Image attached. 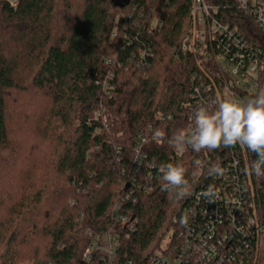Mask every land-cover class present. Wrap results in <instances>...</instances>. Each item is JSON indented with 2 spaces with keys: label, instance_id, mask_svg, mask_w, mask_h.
<instances>
[{
  "label": "trees",
  "instance_id": "obj_1",
  "mask_svg": "<svg viewBox=\"0 0 264 264\" xmlns=\"http://www.w3.org/2000/svg\"><path fill=\"white\" fill-rule=\"evenodd\" d=\"M206 1L264 60V30L237 0ZM17 6L0 0V264H89L87 232L117 235L113 264H149L183 229V208L200 174L195 161L210 158L211 165L229 156L222 147L187 148L178 157L167 143L187 128L199 71L193 56L178 53L191 0H20ZM260 81L264 87V73ZM14 98L27 99L29 109L13 133ZM149 127L166 137L144 146L154 169L143 167L134 179L135 142L149 136ZM26 134L31 148L22 145ZM54 140L49 153H39ZM167 163L186 169L184 199L161 190L158 166ZM119 204L129 212L126 224L112 214Z\"/></svg>",
  "mask_w": 264,
  "mask_h": 264
},
{
  "label": "built area",
  "instance_id": "obj_2",
  "mask_svg": "<svg viewBox=\"0 0 264 264\" xmlns=\"http://www.w3.org/2000/svg\"><path fill=\"white\" fill-rule=\"evenodd\" d=\"M5 1L17 8L20 0ZM237 2L255 25L264 30V0ZM189 13L190 22L178 53L193 56L199 71L194 75L196 85L188 108L186 130L192 127L196 107L203 101H211L224 92L246 99L261 87L260 77L264 73L262 55L243 38L238 28H231L216 18L206 0H191ZM113 76L109 71L103 83L106 95L112 89L109 81ZM160 117L164 120L163 115ZM152 131L149 127V136L140 134L135 142L134 179L143 167L154 169L144 153L146 144L159 141L153 139ZM227 149L229 156L219 163L224 169L222 176H208L210 158L199 159V178L183 208L187 224L183 225L174 242L149 259V264H261L264 254V179H258L249 170L250 162L256 158L253 153L239 145ZM183 153L175 149L178 157ZM209 186L213 188L212 196L206 194ZM122 208L121 204L116 205L112 214L121 224H126L129 212H123ZM129 227L136 230L133 223ZM87 235L91 238V246L86 261L89 264H113L119 248L117 235L92 232Z\"/></svg>",
  "mask_w": 264,
  "mask_h": 264
},
{
  "label": "clouds",
  "instance_id": "obj_3",
  "mask_svg": "<svg viewBox=\"0 0 264 264\" xmlns=\"http://www.w3.org/2000/svg\"><path fill=\"white\" fill-rule=\"evenodd\" d=\"M165 137L166 133L160 129L153 133V139L163 141ZM167 143L178 152L190 148L196 153L239 145L256 157L250 162V172L258 179H264V87H259L246 99L224 92L211 101H203L196 107L192 127L176 131L167 138ZM195 164L199 167L201 162L197 160ZM158 167L162 191L171 192L176 200L190 195L186 169L182 164L167 163ZM223 174L224 169L219 163L207 166V175ZM206 194H214L212 186ZM180 223L186 225L187 217H182Z\"/></svg>",
  "mask_w": 264,
  "mask_h": 264
},
{
  "label": "rangeland",
  "instance_id": "obj_4",
  "mask_svg": "<svg viewBox=\"0 0 264 264\" xmlns=\"http://www.w3.org/2000/svg\"><path fill=\"white\" fill-rule=\"evenodd\" d=\"M15 100H16V102H15ZM25 99H16V98H14L12 101H14L15 103L13 104V102H12V107H11V112H10V123H11V125H12V132L14 133L15 132V129H21V127L23 126L21 123L23 122V119H22V117L23 116H26V113H25V111L27 110L28 111V107H27V105H26V102L28 101L27 99L24 101ZM27 117H28V115H27ZM28 121V120H27ZM28 124L26 123V126H27ZM26 126H24L25 128H26ZM23 127V128H24ZM20 133V132H19ZM17 135V134H16ZM19 137H23V136H21V133H20V135H18ZM26 140H25V144H24V142L22 143V145H23V147L25 146V148H31V146H33V144L31 143V141H30V137H28L27 136V134H26ZM25 139V138H24ZM13 140V139H12ZM13 142L16 144V142H15V139L13 140ZM28 143L29 144H31V145H28ZM45 145H46V143H45ZM42 146V145H41ZM56 146V140H54V143L52 144V147H50L49 145H47V147H43L42 149H41V151H40V148H39V153L41 154V152H46V153H49V150L51 151L52 150V148L53 147H55ZM14 148H18L17 146L16 147H14ZM38 151V150H37ZM38 153V154H39ZM45 153V154H46ZM36 154H37V152H36ZM41 156V155H40ZM41 159H44V157H43V153H42V156L41 157H38L37 158V160H39L40 162H41ZM45 161H46V157H45V159H44ZM261 264H264V254H263V258H262V262H261Z\"/></svg>",
  "mask_w": 264,
  "mask_h": 264
}]
</instances>
